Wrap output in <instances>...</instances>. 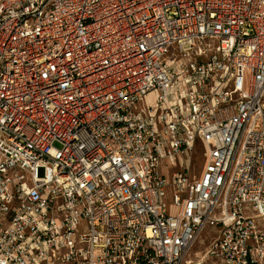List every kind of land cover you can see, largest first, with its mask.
I'll use <instances>...</instances> for the list:
<instances>
[{
    "label": "built area",
    "instance_id": "1",
    "mask_svg": "<svg viewBox=\"0 0 264 264\" xmlns=\"http://www.w3.org/2000/svg\"><path fill=\"white\" fill-rule=\"evenodd\" d=\"M0 264H264V0H0Z\"/></svg>",
    "mask_w": 264,
    "mask_h": 264
},
{
    "label": "rangeland",
    "instance_id": "2",
    "mask_svg": "<svg viewBox=\"0 0 264 264\" xmlns=\"http://www.w3.org/2000/svg\"><path fill=\"white\" fill-rule=\"evenodd\" d=\"M153 98H154V93L148 96V101H152ZM202 164H203L202 155L200 149L198 148L196 149V152L193 155V161H192V170L195 174H199L201 172ZM209 240H210V236L207 235L203 236L202 240L195 245L192 255L194 256V253H198L197 256L199 258L200 253L204 250Z\"/></svg>",
    "mask_w": 264,
    "mask_h": 264
}]
</instances>
